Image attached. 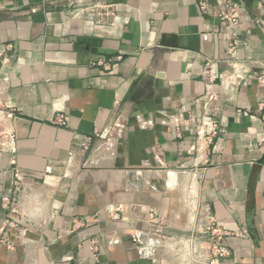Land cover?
<instances>
[{
	"label": "crops",
	"instance_id": "1",
	"mask_svg": "<svg viewBox=\"0 0 264 264\" xmlns=\"http://www.w3.org/2000/svg\"><path fill=\"white\" fill-rule=\"evenodd\" d=\"M210 218L264 264V0H0V264H169L150 220Z\"/></svg>",
	"mask_w": 264,
	"mask_h": 264
},
{
	"label": "built area",
	"instance_id": "2",
	"mask_svg": "<svg viewBox=\"0 0 264 264\" xmlns=\"http://www.w3.org/2000/svg\"><path fill=\"white\" fill-rule=\"evenodd\" d=\"M103 11H111L107 5L103 6ZM111 13H106L111 17ZM106 16V15H105ZM205 75L210 78L211 66L207 64L204 68ZM63 122L62 119H59ZM18 187L19 183L15 184ZM14 204L20 203L23 206L26 205L29 214L36 216H42L43 210L46 208L45 201L38 197L33 192H25L22 187L14 194L12 198ZM15 207L11 210L14 213L20 214L19 208ZM202 215L209 214V207H203L201 209ZM24 216V215H23ZM22 218V217H20ZM21 221V220H19ZM150 224L155 225V229H150L146 232V241L144 246H148L152 252L158 251L166 263L173 264L171 260H176L181 255L189 256L192 264H219L221 259L227 257L230 254L229 246L226 241L228 232L218 223L217 220H204L201 222V231L199 234L175 235L167 231L158 230L156 220H150ZM209 242V252L206 251L203 246V242Z\"/></svg>",
	"mask_w": 264,
	"mask_h": 264
},
{
	"label": "water",
	"instance_id": "3",
	"mask_svg": "<svg viewBox=\"0 0 264 264\" xmlns=\"http://www.w3.org/2000/svg\"><path fill=\"white\" fill-rule=\"evenodd\" d=\"M257 167L258 166H255L254 172H253L252 177H251V183L249 186V200H248L249 202H251V200H252L253 184H254V181H255L257 173H258Z\"/></svg>",
	"mask_w": 264,
	"mask_h": 264
}]
</instances>
